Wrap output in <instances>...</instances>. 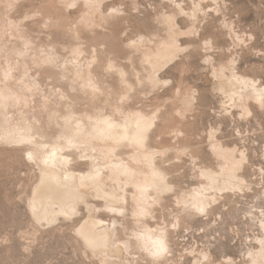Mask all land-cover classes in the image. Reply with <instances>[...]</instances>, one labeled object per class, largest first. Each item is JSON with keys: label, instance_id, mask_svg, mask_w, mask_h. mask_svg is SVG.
Instances as JSON below:
<instances>
[{"label": "rangeland", "instance_id": "rangeland-1", "mask_svg": "<svg viewBox=\"0 0 264 264\" xmlns=\"http://www.w3.org/2000/svg\"><path fill=\"white\" fill-rule=\"evenodd\" d=\"M171 43L174 57L157 59ZM233 72L264 86V0H0V91L11 93L0 95V264H253L264 237V105L231 101ZM136 110L157 118L148 148L172 188L144 215L131 187L120 212L88 194L93 214L116 219L130 242L122 259L86 246L85 204L55 222L33 217L41 168L27 154L42 157L98 115ZM213 143L244 153L249 187L219 192L200 212L189 194L207 183L203 170L225 163ZM65 153L77 172L90 169L85 148ZM149 229L161 253L140 240Z\"/></svg>", "mask_w": 264, "mask_h": 264}, {"label": "bare ground", "instance_id": "bare-ground-1", "mask_svg": "<svg viewBox=\"0 0 264 264\" xmlns=\"http://www.w3.org/2000/svg\"><path fill=\"white\" fill-rule=\"evenodd\" d=\"M87 1L92 2V0ZM179 7H181L180 4ZM175 45L171 43L163 46L165 48L159 51L157 59L169 62L178 47ZM155 61L158 60L155 58ZM162 61L159 62L162 63ZM87 79L91 83V77ZM225 80L226 86L232 90L228 94L231 101H234L237 96L238 100L253 99V102L264 105V86L259 85L257 81L234 72ZM221 90L227 92L225 86ZM0 95L3 100H6L11 93L5 88L0 91ZM156 119L141 110L125 113L120 120L102 114L94 118L90 128L87 129L81 125L70 133L64 134L65 142H56L51 149L44 152L42 157H40V151L31 149L27 155L38 162L41 168V177L33 191L29 206L33 217L39 222H55L59 216L70 218L79 214L80 205L85 204L89 210V216L82 222L77 232L86 246L103 255L116 254L117 257L122 258L125 253L128 254L131 245L129 241L120 240L118 221L114 219L112 223H106L95 216L93 206L88 201V194L95 193L97 197L104 199L107 204L105 206L112 212L122 211L118 204H126L130 187L133 189L132 199L136 214L149 213L150 208L161 203V194L172 187L166 180L165 172L153 158L159 151L148 148ZM98 144H104L107 152H97ZM81 147L88 152L86 156H81L83 162L90 164V169L86 172L74 170L71 167L72 159L65 153L66 149H81ZM126 147L133 149L132 154L127 153V156H124L119 153ZM214 150L225 161L221 172L211 169L203 170L202 175L207 179V183L189 194L191 209L194 208L200 212L207 210L217 200L219 192L249 187V183L247 184L245 178L239 174L243 170L246 159L244 153L238 158L236 149L225 148L220 143L214 144ZM120 189L123 190V194H119ZM186 201L184 202L187 204L188 201ZM262 228L264 230V222ZM153 233L150 229L140 233V240L146 247L151 248L153 254H158L164 250L165 242L161 236L153 235ZM258 242L259 249L250 258L253 259V264H264V237L259 238Z\"/></svg>", "mask_w": 264, "mask_h": 264}]
</instances>
